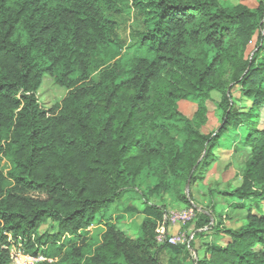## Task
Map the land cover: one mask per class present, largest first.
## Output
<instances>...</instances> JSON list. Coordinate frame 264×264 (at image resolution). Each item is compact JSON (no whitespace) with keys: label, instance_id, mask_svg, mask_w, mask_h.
I'll return each instance as SVG.
<instances>
[{"label":"trees","instance_id":"1","mask_svg":"<svg viewBox=\"0 0 264 264\" xmlns=\"http://www.w3.org/2000/svg\"><path fill=\"white\" fill-rule=\"evenodd\" d=\"M48 76L65 91L50 102ZM263 107L264 0H0V264L12 250L33 264H264ZM231 129L250 154L219 192L247 206L245 222L224 227L209 207L194 237L217 241L158 242L166 197L191 206L187 183ZM122 200L142 215L135 236L105 215Z\"/></svg>","mask_w":264,"mask_h":264},{"label":"rangeland","instance_id":"2","mask_svg":"<svg viewBox=\"0 0 264 264\" xmlns=\"http://www.w3.org/2000/svg\"><path fill=\"white\" fill-rule=\"evenodd\" d=\"M236 2V0H233ZM253 45V44H252ZM252 48V47H251ZM187 54H192L193 50L187 46ZM248 57V53L246 56ZM222 87L227 91L231 82L229 67H226L222 71ZM39 97L42 101H52L59 99L64 95L65 91L60 86L53 84L51 78L44 79L39 89ZM221 93V92H220ZM212 93V99L207 101L208 108V130H215L221 122L219 112L217 110V104L220 102V94ZM238 94L234 93L235 99ZM190 103L186 101H179L178 108L183 112L192 113L193 108ZM192 108V109H191ZM261 116L258 127L264 128V107L260 110ZM239 136L235 135V130H230L229 134L223 138L221 147L216 152L217 159L206 170L199 173L201 176L195 183L188 185L185 189L186 195L192 199V204L201 210H207L212 208L213 213L216 216L221 215L222 223L224 227H238L245 222V216L247 213V206L237 207L241 205L239 201L235 200L229 195H222L219 191L231 190L240 183V178L244 170L245 162L249 157L250 148L242 146L237 143ZM4 162V161H3ZM2 162V163H3ZM126 200L116 202L111 205L108 211L105 213L107 218H111L113 221L118 222L119 228L130 236L137 234L138 226L141 223L142 215L135 214V211L123 213L122 208ZM153 203H157V200H152ZM167 211L182 210L187 208V205L182 202H175L166 197ZM130 204L135 208L142 209V200L132 199ZM164 212V213H165ZM123 214L124 218H115L116 215ZM197 216L186 225L171 226L166 231L170 234L181 233L185 236L190 235L195 231L197 226ZM104 232V226L102 224H94L89 228V235L95 239H99ZM217 237L214 231H208L206 235L202 237L195 236L193 242L195 247L204 246L206 243L217 241ZM194 251H190L194 257ZM12 257L15 264H33L36 260L29 259L24 260L18 251L12 250Z\"/></svg>","mask_w":264,"mask_h":264},{"label":"built area","instance_id":"3","mask_svg":"<svg viewBox=\"0 0 264 264\" xmlns=\"http://www.w3.org/2000/svg\"><path fill=\"white\" fill-rule=\"evenodd\" d=\"M201 212V209L196 208L193 204L191 206L182 209V210H171L167 211L162 215L161 221L157 223L155 232L157 233L156 239L158 242H163L165 240L168 241L170 244H185L189 245L190 241L194 239V232L188 236H185L181 233H168L166 230L169 229L171 226H180L186 225L195 217L197 213ZM20 253V252H19ZM195 256V252H193ZM24 260L34 259L28 255H24L22 253L19 254ZM41 258L35 259L40 260Z\"/></svg>","mask_w":264,"mask_h":264},{"label":"water","instance_id":"4","mask_svg":"<svg viewBox=\"0 0 264 264\" xmlns=\"http://www.w3.org/2000/svg\"><path fill=\"white\" fill-rule=\"evenodd\" d=\"M189 183H187L186 187H188Z\"/></svg>","mask_w":264,"mask_h":264}]
</instances>
